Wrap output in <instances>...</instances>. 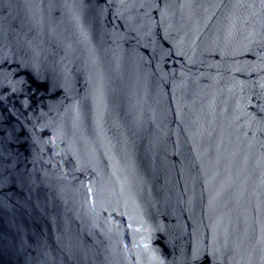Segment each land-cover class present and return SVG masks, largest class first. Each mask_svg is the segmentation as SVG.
Here are the masks:
<instances>
[{"label": "water", "instance_id": "obj_1", "mask_svg": "<svg viewBox=\"0 0 264 264\" xmlns=\"http://www.w3.org/2000/svg\"><path fill=\"white\" fill-rule=\"evenodd\" d=\"M0 264H264V0H0Z\"/></svg>", "mask_w": 264, "mask_h": 264}]
</instances>
